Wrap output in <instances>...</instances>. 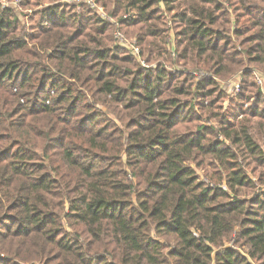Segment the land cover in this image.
Returning a JSON list of instances; mask_svg holds the SVG:
<instances>
[{
  "label": "trees",
  "instance_id": "1",
  "mask_svg": "<svg viewBox=\"0 0 264 264\" xmlns=\"http://www.w3.org/2000/svg\"><path fill=\"white\" fill-rule=\"evenodd\" d=\"M6 1L0 264H264V0Z\"/></svg>",
  "mask_w": 264,
  "mask_h": 264
},
{
  "label": "rangeland",
  "instance_id": "2",
  "mask_svg": "<svg viewBox=\"0 0 264 264\" xmlns=\"http://www.w3.org/2000/svg\"><path fill=\"white\" fill-rule=\"evenodd\" d=\"M75 1H79V0H75ZM88 5L91 6L92 9H94V13L100 17V18H105V12L102 10V8L100 6L95 5L94 3H92L91 0H87ZM0 4H2L3 6L7 7V6H16L15 2L11 3L10 1H6V0H0ZM20 11V10H19ZM25 13V11H22ZM25 22V21H24ZM112 23H115V21L111 20ZM26 23L28 24V22L26 21ZM116 34H120L122 36V38H118L116 36ZM168 37L166 39V48L167 51L170 53V55L172 57H174V36L173 33L171 31H169L168 33ZM114 36H116L117 40L114 42V45L117 46L120 49H123L129 53H132L130 46H134L136 47V42L134 38H127L122 32H120L118 29L115 30L114 32ZM134 56V57H133ZM132 57L142 66V67H148L145 63V61L141 58L140 56V50H139V54L138 55H133ZM249 71L252 74V79H253V83L255 84V86H257L260 89L261 95L264 97V73L257 69V68H252L249 69ZM257 74L259 77H261L262 79V84L258 85L254 79V75ZM220 85L222 86V88L224 89L225 93H226V97L227 99L224 101L223 103V108L226 109L229 105V102L235 98V96L239 93V89H240V76L239 74L233 75L230 77V79H228L227 81H219ZM196 174L201 175L203 174V170L194 168ZM207 169L209 170L210 167L208 166ZM210 174V173H209Z\"/></svg>",
  "mask_w": 264,
  "mask_h": 264
},
{
  "label": "built area",
  "instance_id": "3",
  "mask_svg": "<svg viewBox=\"0 0 264 264\" xmlns=\"http://www.w3.org/2000/svg\"><path fill=\"white\" fill-rule=\"evenodd\" d=\"M116 36L118 38H120V39L122 38V36L120 34H116ZM130 48H131L132 54H134V55H138L139 54L138 47L130 46ZM254 79H255V81H256V83L258 85H261L262 84V79L257 74L254 75Z\"/></svg>",
  "mask_w": 264,
  "mask_h": 264
}]
</instances>
